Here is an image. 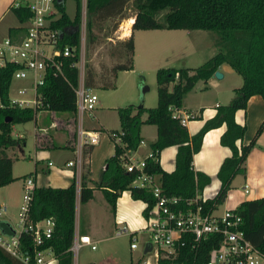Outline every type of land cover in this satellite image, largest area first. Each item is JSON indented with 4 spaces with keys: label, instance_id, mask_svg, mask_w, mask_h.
<instances>
[{
    "label": "trees",
    "instance_id": "1",
    "mask_svg": "<svg viewBox=\"0 0 264 264\" xmlns=\"http://www.w3.org/2000/svg\"><path fill=\"white\" fill-rule=\"evenodd\" d=\"M128 0H84V13L87 43H92L94 36L89 24L118 15ZM57 13L48 21V26L60 31L57 46H72L69 56L60 59L59 72L52 74L45 70L42 82L36 87L39 94V107L18 106L9 104L6 94L10 74L17 67L15 63L4 61L0 65V186L15 179L10 173L12 158L5 153L6 148L14 145L16 138L10 135V125L34 118L38 109L52 112L69 113L70 124L74 125V96L70 85L75 83L76 69L70 63L76 58L80 4L74 0V9L70 17L63 11V0H53ZM134 12L130 31L146 28H181L203 29L213 33L214 52L193 68L157 67L155 78V104L152 107L140 105L132 107L127 104L115 108L121 144H113L111 155L103 159L104 167L100 168L96 180L87 185V169L79 173L78 190L75 194L73 176L62 187L34 185L27 206V218L30 221L50 216L53 225L48 237L42 239L36 248H48L55 264H72L68 249L73 232L74 202L83 203L91 196V189L100 190L103 199L113 209L116 196L121 190H127L130 198L145 202L141 209L144 218L152 203L148 188L129 185L134 171H124L120 166L118 155L123 151H132L139 141L138 126L140 123L153 124L155 138L149 142L150 156L143 158L142 169L156 174L162 191L176 195L183 206L184 199L199 193L209 177L190 167L191 154L200 144L201 135L208 129L222 126L218 135L220 145L228 149L227 155L220 160L215 171L217 188L210 198L201 202L203 211L220 202L229 187L232 176L242 169L244 156L253 142L254 136L264 124V117L254 134L246 144H236L244 130L242 124L233 119L234 110L243 108L247 97L258 94L264 101V0H130ZM21 23L29 12L18 4L8 6ZM160 18H157V16ZM9 35L23 30L21 25L9 27ZM120 49L116 52L123 60L109 67L106 76H98V85H112V76L117 69L131 67L132 36L118 41ZM226 63L240 77V84L234 87L232 97L223 104H216L211 116L203 119L197 130L188 134L172 109L178 108L181 96L191 88L195 80L205 81L220 63ZM84 84L94 86L96 80L93 70L86 66L83 75ZM170 83V87L168 84ZM134 109V110H133ZM133 110V112H132ZM144 112L143 119L139 115ZM7 117V119H5ZM72 143V141H71ZM173 145V167L169 171L161 169L158 163V152L161 148ZM24 173L20 177L29 175ZM190 208L193 205H189ZM238 215V227L245 238L264 257V195L239 201L233 208ZM10 226L0 220V231H8ZM182 243L176 244L172 252L157 249L153 264H205L209 250L216 246L218 236L210 233L193 241L189 234L180 236ZM19 249L31 254L32 244L27 232L21 231L18 237ZM0 264H20L0 247ZM86 264H95L92 262ZM131 264V263H129ZM264 264V263H263Z\"/></svg>",
    "mask_w": 264,
    "mask_h": 264
},
{
    "label": "built area",
    "instance_id": "2",
    "mask_svg": "<svg viewBox=\"0 0 264 264\" xmlns=\"http://www.w3.org/2000/svg\"><path fill=\"white\" fill-rule=\"evenodd\" d=\"M9 4L12 6L20 4L28 10L29 14L23 21L21 33L0 36V65L4 61L15 63L17 67L12 70L10 76L23 79L27 84V86L18 87L16 92L25 95L29 90L31 96L29 98L13 97L8 100L18 106L39 107V94L36 87L41 84L43 73L48 68L51 69L52 74L59 72L60 59L71 55L73 48L67 44L58 47L57 39L60 31L48 26L49 19L55 15L56 11L53 0H11ZM79 4L77 55L70 63L76 69L75 83L70 85L74 96L75 115L72 156L64 161L65 166L73 168V174H77L76 176L80 173L84 148L96 143L101 136H106L112 146L121 144L120 135L122 133L119 129L102 128L101 131L99 128H89L82 124V113L90 115L96 97L90 91L91 86L85 85L83 81L84 23L82 10H84V0H79ZM171 114L177 116L181 124L191 116L177 112V108H173ZM130 153L131 151H123L118 155L122 169L135 172L129 185L148 188L152 198L143 225L147 240L141 245V249L148 247L147 250H150L153 247L156 257L157 249H162L167 253L172 252L176 244L182 243L180 236L183 234H189L191 239L196 241L206 234L213 233L218 236L217 244L209 250L205 264L264 263V257L244 237L242 230L238 227L239 217L233 209L225 208L218 214L203 211L201 206L203 198L197 192L185 198L181 206L178 196L165 194L159 181L154 178V174L142 169L143 158H133ZM146 156H150V152ZM46 164L49 165L50 161ZM21 181V202L17 208L18 216L15 227H10L8 231H0V247L16 258L20 264H48L49 260L45 261L42 255V252L48 248H36L35 246L49 236L53 219L50 216L35 221L27 218V206L34 184L30 175L22 177ZM77 190L78 184L75 183V194ZM190 204L193 207L190 208ZM21 231L27 232L30 236L31 254L19 249L18 237ZM112 232L113 235L125 234L126 228L124 225H119L114 227ZM81 244L87 245L90 249L94 247V243L87 234H77L73 231L68 246L72 256ZM128 247L134 248L135 242L130 241Z\"/></svg>",
    "mask_w": 264,
    "mask_h": 264
},
{
    "label": "rangeland",
    "instance_id": "3",
    "mask_svg": "<svg viewBox=\"0 0 264 264\" xmlns=\"http://www.w3.org/2000/svg\"><path fill=\"white\" fill-rule=\"evenodd\" d=\"M73 9L74 0H63V11L68 17L72 15ZM82 11L84 23V39L82 43L84 58L83 68L85 71L86 66H90L93 70L96 83L94 86L90 87V91L94 93L96 99L90 111L91 115H87V113L84 112L81 115V119L83 125L94 123L101 131L103 130L100 128L101 126L118 127L115 113L116 107L125 106L127 104L132 107L138 105L142 107L154 106V72L157 67H188L191 69L200 64L215 50L212 44L213 33L209 30H185L181 28L165 27L135 29L132 33L133 50L131 54V67L128 69L115 70L112 77V85L103 87L97 85L100 83L98 76L101 75V77H103L108 75L110 65L123 60V57L118 55L116 51L120 49L118 41L126 38L128 34L123 35L121 27L126 20L132 18L134 9L130 4V0H128L118 15L89 24L90 31L94 36V40L90 44L87 43V32L85 27V22L88 17L85 15L84 10ZM56 13L57 11H55V14ZM157 18H160V16L158 15ZM221 65L227 72H224L222 78L218 77L217 81H224L227 77H230V75L239 78V75L226 63L223 62ZM24 81H22V84H19V79L10 76L6 91L9 99L13 97L18 98L20 96L29 98L31 96L29 90H27L25 95H20L16 92L18 87L27 86L26 81ZM193 84L195 87L187 92L188 99L195 100V98H199L203 102H211L213 98L212 88L206 84V86L203 87L200 79L195 80ZM141 85L146 86V88L139 98L138 92ZM168 87H170V83ZM8 103L12 104L10 102ZM43 110L44 109H41L40 112L36 114L39 111L37 110L33 119L12 123V128L10 129V135L13 138H16L15 135L17 133H20L22 136L21 138H16L12 147L5 149V153L12 157V174H15L16 181L9 184L6 190L0 189V201L4 202V206L6 207L5 212L8 215L10 214L13 224H15L18 216L17 208L21 202L22 194V188H20L18 184L19 175L20 172L31 168L34 159L33 127H35V139L38 142L50 141L52 136L57 138L56 135L58 132L64 133L66 137L71 138L72 126L70 124L69 113L63 111L52 112L48 110L42 112ZM140 114L142 115L143 112ZM34 120H36L35 124ZM49 122H53V124L49 126ZM40 133H42V136ZM99 153L98 147L90 152L89 167L91 170L93 169L94 172L97 170L96 166H98L97 160ZM65 155H70L67 148H54L49 153L48 158L53 164L58 166ZM82 157L84 156L82 155ZM44 162L45 160L36 164L37 178L35 182L39 184H46L44 176L51 171L46 169ZM81 163H83V161H81ZM47 167L50 168L55 166L51 165ZM82 168L83 167L80 166V171ZM99 191L100 190H95L93 197L83 206V210L81 206L82 203L78 202L77 198L74 202V221L80 220V215L85 209L86 212H88L89 224L91 227L90 233L92 234L95 246V249L90 250L87 245H79L75 254L72 256L75 257V264L97 262L105 257L111 259L113 264H132L133 262V264H138L145 258L149 263H152L154 260V255L152 254L154 250L153 247H151L148 252L141 253V257L139 258L140 240H137L138 245L135 248L129 249L128 236L126 234L115 236L112 234V231H109L108 226H105V221L108 220L107 217H110L115 207L113 205V209H111ZM106 205L107 208L109 207L107 210L104 208ZM216 205V212H221L225 205V200L218 202ZM124 217L126 218L127 216ZM42 255H44V252H42Z\"/></svg>",
    "mask_w": 264,
    "mask_h": 264
},
{
    "label": "crops",
    "instance_id": "4",
    "mask_svg": "<svg viewBox=\"0 0 264 264\" xmlns=\"http://www.w3.org/2000/svg\"><path fill=\"white\" fill-rule=\"evenodd\" d=\"M10 1L11 0H0V36L9 35L7 30L9 27H16L18 25H21L23 29V22L19 23L8 7L10 5L9 4ZM21 32L22 30L19 31L18 33ZM129 33H131L132 36L133 30L130 31V25L127 34ZM132 47H133V38H132ZM221 64L222 63H220L216 67V70L220 73L219 78H222L224 72H227L224 69V67H222ZM239 78L230 75V77H227V79L224 81H217L218 77H215L211 74L205 81H201L203 87L207 85L210 86L213 90V98L211 102L208 103L203 102L199 98H195V100L188 99L187 92L188 90L190 91L195 87L194 84L193 86H191L190 89H188L186 92L182 94L180 106L177 108V112L181 114L184 113L191 115L183 122V125L188 134L195 132L197 128L200 126L203 119L212 115V113L214 112V106L216 104L226 103L232 97L233 95L232 89L240 84ZM19 80H20L19 84H22L23 83L22 81H24L23 79H19ZM38 110L39 111L36 114H38L41 109ZM45 110L46 109H44L42 112H45ZM139 117L140 119H143L144 112L142 115L140 114ZM263 117H264L263 99L258 94L249 95L245 101L244 107L235 109L233 113V119L235 120V122H237L238 124H242L244 126L243 133L241 137L238 140H236V144L238 143L246 144L254 134L258 124L263 119ZM34 121L35 124L36 120ZM52 124L53 122H49V126H51ZM84 126L89 128H99L94 123L87 125L85 124ZM11 128H12V124L10 125V129ZM100 128L112 129V130L118 129V127H103V126H101ZM73 129H74V125H73ZM221 130H222L221 125L206 130L201 135V140L198 149L191 154V160H190L191 169L193 171H200L209 177L208 182L202 186L200 192L198 193L199 196L203 199L210 198L214 194L218 185V181L215 177V171L222 157L227 155L228 153V149L220 145L218 142V135L221 132ZM138 131H139L138 133L139 141L137 142L135 148L130 153V155L133 158H137V159L144 158L149 152L148 144L155 138V127L153 124L140 123L138 126ZM73 134L74 133L72 131L71 138H69L66 137L64 133L58 132L56 135L57 138L52 136L50 141L48 140V141L38 142L35 139V127H33L34 159L32 161V166L30 169L20 172L19 182H18L20 188L22 184L21 181L22 177L20 176L24 173H30L29 175L34 185H44V186L48 185L52 187H62L69 182L72 176L74 182L78 184L79 175L76 176L77 174H73V168L71 166L64 165V161L68 158H71L72 156L71 141L73 139ZM40 135L42 136V133H40ZM15 136L16 138L22 137L20 133H17ZM96 147H98L100 153L98 155V160H97V165H98L96 166L97 170L94 172L93 169L91 170V168L89 167V163H90V152ZM54 148H67L70 152L69 156L65 155L61 159V162L58 166L53 164L48 158L49 153ZM174 150L175 147L173 145H167L161 148L158 152V163L161 169H163L164 171H169L173 167ZM111 153H112V145L110 140L106 136L99 137L96 143L88 145L86 148H84L82 154L84 156L82 157L83 163H81V166L87 169V177L89 178V180L86 181L87 185L89 186L92 185L93 181L96 179L97 172L100 170V168L104 167L103 159L111 155ZM44 160H45L44 164L46 166V169L48 171L49 170L51 171H49L48 174L44 176L46 184H39L38 182L37 183L35 182L37 178L36 164H39ZM47 161H50L49 165L46 164ZM51 165L55 167H50V168L47 167ZM10 173L13 177H16L15 174H12V160L10 165ZM157 177L158 176L154 174V178L158 180ZM14 181H16V179H13L7 182L6 184L1 185L0 189L6 190L7 186H9V184H11ZM95 190H99V189L93 187L91 189L90 198L93 197ZM262 195H264V124L257 132V134L254 136L253 142L244 156L242 162V169L239 170L237 173H235L230 179L229 187L225 191V194L222 198V200H225V205L223 209L225 208L232 209L241 200L255 198ZM90 198H88L85 202L82 203L81 205L82 210L84 208L83 206L86 204L87 201L90 200ZM216 204L210 209L209 212L211 214L220 213V212H216V207H217ZM144 205H145L144 201L140 199L130 198L127 190L123 189L119 192V194L115 198L114 201L115 208L113 210L114 212L110 214V217L109 216L107 217L108 220L105 221V226H108L109 231H113V228L116 226L124 225L126 228L125 234L128 236V243L130 241H134L135 247L138 245V241L140 240V245H139L140 252L138 255L139 258L141 257V253H146L149 251L146 250L142 252V249L140 248L141 245L147 240L146 233L143 230L144 218L141 215V209L144 207ZM0 207H1L0 220L6 221L8 225L11 228H13L15 224H13V220L11 219L10 214L9 215L6 214L5 212L6 207L4 206V202L0 201ZM104 208L105 210H107L109 207L107 208L106 205V207ZM124 216L127 217L125 218ZM73 231H75L77 234H87L88 237L91 239V241L94 243V240L92 239V234L90 233L91 227L89 224V216H88V212H86V209L80 215V220L74 221L73 218ZM93 249H95V246L90 250ZM43 252H44L43 259L45 261L49 260L48 264H55V260L51 255L50 251L46 249ZM152 254L154 255V252H152ZM154 260H155V255H154ZM154 260L152 263H149V261H147V259L145 258L141 260V263L138 264H153ZM71 261L72 264H75V257H72V255H71ZM92 263L113 264L112 260L107 257Z\"/></svg>",
    "mask_w": 264,
    "mask_h": 264
},
{
    "label": "water",
    "instance_id": "5",
    "mask_svg": "<svg viewBox=\"0 0 264 264\" xmlns=\"http://www.w3.org/2000/svg\"><path fill=\"white\" fill-rule=\"evenodd\" d=\"M212 75L215 76V77H219L220 76V73L215 69L213 72H212ZM146 88V86H143L141 85L140 88H139V92H138V95H139V98L141 97V94L143 92V90ZM5 119H7V117H5ZM148 247H144L142 249V252H144L145 250H147Z\"/></svg>",
    "mask_w": 264,
    "mask_h": 264
},
{
    "label": "bare ground",
    "instance_id": "6",
    "mask_svg": "<svg viewBox=\"0 0 264 264\" xmlns=\"http://www.w3.org/2000/svg\"><path fill=\"white\" fill-rule=\"evenodd\" d=\"M131 21H132V18L126 20V22L122 24L121 30H122L123 35H126L128 33V29H129V25Z\"/></svg>",
    "mask_w": 264,
    "mask_h": 264
}]
</instances>
